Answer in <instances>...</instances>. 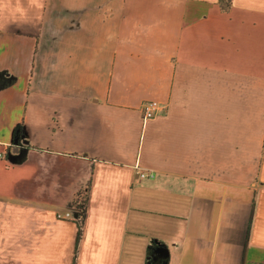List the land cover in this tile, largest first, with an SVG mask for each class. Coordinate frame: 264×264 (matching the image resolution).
<instances>
[{
	"label": "crops",
	"instance_id": "1",
	"mask_svg": "<svg viewBox=\"0 0 264 264\" xmlns=\"http://www.w3.org/2000/svg\"><path fill=\"white\" fill-rule=\"evenodd\" d=\"M8 148L0 264H264V0H0Z\"/></svg>",
	"mask_w": 264,
	"mask_h": 264
},
{
	"label": "built area",
	"instance_id": "2",
	"mask_svg": "<svg viewBox=\"0 0 264 264\" xmlns=\"http://www.w3.org/2000/svg\"><path fill=\"white\" fill-rule=\"evenodd\" d=\"M161 109H162V106H161V104L158 101L151 100V99L145 101L144 104H143V112H144L143 116H144V119H153V118H155L158 114H160V110ZM25 143L26 142L22 141L21 143H16V146L22 148V147H24L26 145ZM10 151H11L10 148L6 149L5 151L4 150L0 151V160L7 159ZM141 175L145 176L146 174L143 173ZM83 210H84V208L83 209L81 208L79 210L80 214H79V216L77 218V220L80 223L83 222Z\"/></svg>",
	"mask_w": 264,
	"mask_h": 264
},
{
	"label": "trees",
	"instance_id": "3",
	"mask_svg": "<svg viewBox=\"0 0 264 264\" xmlns=\"http://www.w3.org/2000/svg\"><path fill=\"white\" fill-rule=\"evenodd\" d=\"M22 136L24 133H23V128L20 126V127H17L16 129V136L19 135ZM81 236H82V231L81 229L79 230V240L81 239Z\"/></svg>",
	"mask_w": 264,
	"mask_h": 264
},
{
	"label": "rangeland",
	"instance_id": "4",
	"mask_svg": "<svg viewBox=\"0 0 264 264\" xmlns=\"http://www.w3.org/2000/svg\"><path fill=\"white\" fill-rule=\"evenodd\" d=\"M79 206H80V209H81V208H82V209H83V208L85 209L84 199L80 201Z\"/></svg>",
	"mask_w": 264,
	"mask_h": 264
}]
</instances>
